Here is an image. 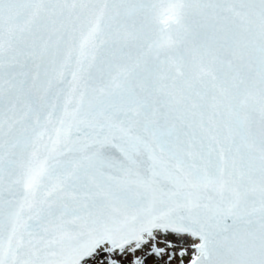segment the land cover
<instances>
[{
	"label": "snow or ice",
	"instance_id": "1",
	"mask_svg": "<svg viewBox=\"0 0 264 264\" xmlns=\"http://www.w3.org/2000/svg\"><path fill=\"white\" fill-rule=\"evenodd\" d=\"M0 264H264V0H0Z\"/></svg>",
	"mask_w": 264,
	"mask_h": 264
}]
</instances>
